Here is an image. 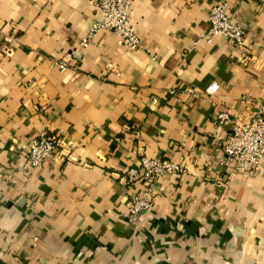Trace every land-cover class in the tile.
Instances as JSON below:
<instances>
[{"label":"crops","instance_id":"1","mask_svg":"<svg viewBox=\"0 0 264 264\" xmlns=\"http://www.w3.org/2000/svg\"><path fill=\"white\" fill-rule=\"evenodd\" d=\"M215 1L132 0L141 47L127 50L106 32L82 45L88 0H0L3 262L264 264V163L254 177L223 166L227 129L215 121L247 115L264 93V0L230 1L242 47L199 40ZM42 131L58 139L54 159L20 171ZM143 155L182 171L160 178L153 209L132 220L141 182L126 171Z\"/></svg>","mask_w":264,"mask_h":264},{"label":"built area","instance_id":"2","mask_svg":"<svg viewBox=\"0 0 264 264\" xmlns=\"http://www.w3.org/2000/svg\"><path fill=\"white\" fill-rule=\"evenodd\" d=\"M231 0H216L208 15V29L202 32L199 40L210 42L217 36L227 38L237 47L245 46L246 30L240 23L231 21ZM93 8V24L82 40L86 45L100 32L116 36L118 43L127 50L141 47L136 25L132 21V0H88ZM150 53L149 50L143 49ZM6 54L12 53V47L7 44L2 48ZM54 67L60 72L69 69L65 58L56 59ZM218 89V84L212 83L206 93L212 94ZM193 91H195L193 89ZM258 105L248 111L245 116H236L225 109L217 113L218 129H227L222 139L221 148L224 153L222 165L236 168L245 176L254 177L261 173L264 163V93L257 100ZM58 139L48 135L46 131L38 134L29 144L27 153L28 166L20 171H32L37 167L49 164L58 151ZM182 171V167L162 156H141L137 167H130L126 175L132 181H140V188L128 201L127 215L133 220L151 211L157 198L159 179ZM11 171L0 169V183L10 178Z\"/></svg>","mask_w":264,"mask_h":264},{"label":"water","instance_id":"3","mask_svg":"<svg viewBox=\"0 0 264 264\" xmlns=\"http://www.w3.org/2000/svg\"><path fill=\"white\" fill-rule=\"evenodd\" d=\"M0 264H6L5 262H3L1 259H0Z\"/></svg>","mask_w":264,"mask_h":264}]
</instances>
